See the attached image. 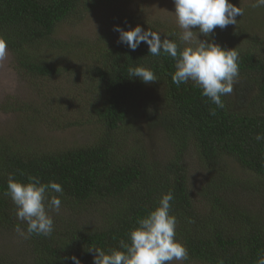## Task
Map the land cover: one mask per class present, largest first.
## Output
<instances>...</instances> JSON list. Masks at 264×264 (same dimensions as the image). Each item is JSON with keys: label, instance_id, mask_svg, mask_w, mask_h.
<instances>
[{"label": "trees", "instance_id": "obj_1", "mask_svg": "<svg viewBox=\"0 0 264 264\" xmlns=\"http://www.w3.org/2000/svg\"><path fill=\"white\" fill-rule=\"evenodd\" d=\"M143 2L0 0V39L12 73L44 101L0 105L13 116L0 133V264H74L73 254L81 264H93L90 246L118 247L169 190L177 239L189 252L182 264H256L264 255V141L255 139L264 134V8L230 0L244 9L237 24L217 27L209 37L198 33L239 53L233 92L221 97L224 107L218 108L191 81L179 87L172 82L170 56H153L146 43L135 51L118 43L114 26L139 24L184 46L177 22L147 18ZM135 65L150 68L157 80L129 77ZM58 78L66 85L57 84L52 107L47 92ZM68 104H80L81 113L70 115ZM34 122L53 130L80 126L84 137L45 143L26 129ZM159 142L161 150L169 147L163 158L152 154ZM189 153L201 174L195 190ZM9 174L63 187L56 194L60 211L50 212L52 234L20 235L11 251L3 242L26 225L5 195Z\"/></svg>", "mask_w": 264, "mask_h": 264}, {"label": "clouds", "instance_id": "obj_2", "mask_svg": "<svg viewBox=\"0 0 264 264\" xmlns=\"http://www.w3.org/2000/svg\"><path fill=\"white\" fill-rule=\"evenodd\" d=\"M174 14L181 29L179 40L175 41L150 27L145 30L139 24L124 28L114 26L119 33L118 43L135 51L141 43H146L153 56L161 53L174 60L172 82L176 86L189 81L201 90L202 97L208 98L218 108L224 107L222 96L233 92V85L239 76V53L235 48H225L215 41L201 40L198 33L209 37L219 27L224 29L237 24V17L244 15V9L230 0H173ZM251 7L264 8V0H252ZM195 30V31H194ZM7 43L0 39V62L7 57ZM129 77H137L144 83L157 80V76L143 65L130 66ZM214 115L215 112L213 111ZM258 142L264 141V134H257ZM63 194L62 185L50 180L43 182L40 177L28 175L26 180L17 179L14 174L7 177L5 195L16 207V216L26 225L16 231L24 238L31 234L50 236L54 231L51 211L59 212ZM174 194L171 190L163 193L157 204L148 213L138 218L136 226L127 233V240H120L116 248L103 249L90 246L93 264H180L189 259V252L182 241L177 239V219L171 212ZM67 259V258H66ZM70 259L74 264L81 261L74 254ZM256 264H264V255Z\"/></svg>", "mask_w": 264, "mask_h": 264}, {"label": "rangeland", "instance_id": "obj_3", "mask_svg": "<svg viewBox=\"0 0 264 264\" xmlns=\"http://www.w3.org/2000/svg\"><path fill=\"white\" fill-rule=\"evenodd\" d=\"M243 4H247L252 0H240ZM141 3V2H140ZM174 4L173 0H144L142 6V12L149 19H155L157 22L162 24L173 23L175 25V14H174ZM98 15V13H97ZM62 78V77H61ZM57 79L51 86L50 93L48 94V105L57 107L58 104V83L66 85V82L63 80L58 81ZM62 92V91H61ZM12 99V100H11ZM16 100L18 102L22 101H31L34 104H40L42 101L41 98L36 97L33 93V90L27 85V82L22 77H18L12 73L10 57L7 55L6 59L3 62H0V105L7 103L9 101ZM65 110L70 115H77L81 113L82 107L80 104H68ZM22 117H27L26 113ZM24 120V119H23ZM13 122V116L11 114L0 111V133L4 132ZM138 124V123H137ZM26 129L31 130L32 135L41 136L42 142L57 144L58 142L64 144H70L77 139H83V135L77 133L80 129V126H73L64 130H53L49 129L46 124L33 123L28 125ZM32 139V138H31ZM37 145H41L40 142H34ZM157 149L152 150V154L156 157L163 158L169 154V147L161 150L159 142L156 144ZM150 146V145H148ZM186 160L189 163V185L192 190H195L200 185V171L198 168V163L194 158L192 153H189L186 157ZM20 235L14 236L11 235L7 241L3 242L5 248L11 251V248L17 246L19 247ZM12 248V249H14ZM182 264V262H180Z\"/></svg>", "mask_w": 264, "mask_h": 264}]
</instances>
